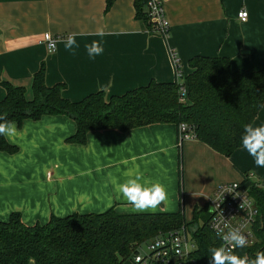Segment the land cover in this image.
Here are the masks:
<instances>
[{
    "label": "crops",
    "instance_id": "0c3cea01",
    "mask_svg": "<svg viewBox=\"0 0 264 264\" xmlns=\"http://www.w3.org/2000/svg\"><path fill=\"white\" fill-rule=\"evenodd\" d=\"M105 4L106 0H0V81L25 86L27 96L31 77L43 63L45 84L64 83L62 97L77 101L99 90L109 97L150 80L173 82L177 78L172 54L185 74L196 55L227 57L232 70L264 68V0H168L167 37L150 31L136 16L134 0H114L108 9ZM241 10L248 13L244 21L238 17ZM101 29L106 35H95ZM46 32L55 37L54 50L42 41ZM72 33L78 34L79 47L66 51L64 41ZM93 40L104 48L95 58L85 49ZM4 95L0 85V100ZM262 105L254 125L264 124ZM17 128V137L5 138L16 149L0 150V220L12 211L20 212L28 225L45 223L51 215L110 207L138 213L118 191L119 183L137 173L168 192V200L154 212L182 209L187 222L195 209L208 210V199L219 183L240 181L247 173L264 188V168L241 147L227 157L196 138L179 141L173 123L124 132L90 131L83 144L66 141L76 125L63 114L25 119Z\"/></svg>",
    "mask_w": 264,
    "mask_h": 264
},
{
    "label": "trees",
    "instance_id": "16d2710c",
    "mask_svg": "<svg viewBox=\"0 0 264 264\" xmlns=\"http://www.w3.org/2000/svg\"><path fill=\"white\" fill-rule=\"evenodd\" d=\"M114 0H106L108 9ZM136 16L144 19L143 0H134ZM190 71L182 81L150 80L121 95L106 96L103 90L89 93L77 101L62 97L64 83L47 86L41 63L31 77V97L25 86L2 79L5 91L0 100V115L20 126L25 119L44 115H67L76 125L67 142L83 144L88 132L128 131L154 123L186 124L194 137L224 156L241 147L243 126L252 123L264 102V68L232 70L224 56L196 55L188 61ZM180 82L186 94L180 97ZM15 145L0 136V150L12 152ZM179 183L182 182V158H178ZM248 188L260 214L253 224L255 241L240 255L253 258L264 251V188L243 173L240 180ZM207 208L193 211L187 222L184 212L119 213L113 207L102 212H72L51 215L45 223L25 224L18 211L0 220V264H122L131 259L138 247L158 231L184 229L195 248V264H209V248L220 246V238L210 227ZM195 229L191 230V226ZM166 230V231H164ZM155 234V236L157 235Z\"/></svg>",
    "mask_w": 264,
    "mask_h": 264
},
{
    "label": "built area",
    "instance_id": "2783aa9c",
    "mask_svg": "<svg viewBox=\"0 0 264 264\" xmlns=\"http://www.w3.org/2000/svg\"><path fill=\"white\" fill-rule=\"evenodd\" d=\"M167 1L143 0L146 22L150 31L163 37H167L170 27L165 13ZM247 14L246 10H241L238 17L244 21ZM42 41L48 49H55L56 42L52 34L44 33ZM172 61L176 78L182 81L183 71L174 54H172ZM179 93L181 98L186 94V86L182 82H180ZM193 137V131L188 129L186 124L178 126L179 141ZM241 204L244 205L243 208L240 207ZM256 209L255 200L250 195L248 188L242 185L240 181L219 183L208 199V211L211 214L210 227L216 235L217 231L221 229L227 231L230 228H239L247 236L248 246L252 245L255 241L253 224L257 215L251 217L249 212H255ZM143 245H145L144 252H142ZM143 245L139 246L137 252L132 256V261L135 264H195L191 257L195 245L190 237L184 233V229L162 232L147 240Z\"/></svg>",
    "mask_w": 264,
    "mask_h": 264
},
{
    "label": "clouds",
    "instance_id": "9594fccd",
    "mask_svg": "<svg viewBox=\"0 0 264 264\" xmlns=\"http://www.w3.org/2000/svg\"><path fill=\"white\" fill-rule=\"evenodd\" d=\"M77 35V33H72L64 41L66 51H72L79 47L76 40ZM95 35L103 37L106 33L101 29ZM85 49L87 54L93 58L104 52L102 43L99 40H93L90 44H86ZM17 135L16 123L7 119L6 114L0 115V136L11 140ZM240 146L252 157L257 167L264 168V124H245L240 138ZM118 191L136 212H154L168 200V192L164 185L159 182H144L142 175L139 173L119 183ZM240 207L243 208L244 205L241 204ZM259 214V209H256L255 212H249L251 217ZM217 236L222 244L209 248V264H264V251L258 252L253 258L237 253V249L248 246L247 236L239 228H230L227 231L221 229L217 231Z\"/></svg>",
    "mask_w": 264,
    "mask_h": 264
},
{
    "label": "rangeland",
    "instance_id": "374dc122",
    "mask_svg": "<svg viewBox=\"0 0 264 264\" xmlns=\"http://www.w3.org/2000/svg\"><path fill=\"white\" fill-rule=\"evenodd\" d=\"M27 96H28V97H31V93H30V94H27ZM195 225H196V224L192 225L190 229H191V230L195 229ZM177 230H178V229H177ZM164 231H166V230H164ZM156 233H157V232H156ZM156 233H155V234H156ZM160 233H162L161 230L158 231L157 235L160 234ZM155 234H153L152 236L154 237ZM151 238H152V237H151ZM151 238H149V239H147V240H150ZM147 240H145V241H147ZM144 251H145V245L142 246V252H144ZM126 262H128L129 264H135L131 259H126Z\"/></svg>",
    "mask_w": 264,
    "mask_h": 264
}]
</instances>
